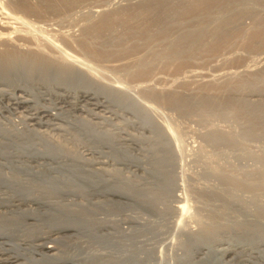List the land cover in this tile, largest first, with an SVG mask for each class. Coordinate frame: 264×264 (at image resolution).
<instances>
[{"label": "rangeland", "instance_id": "374dc122", "mask_svg": "<svg viewBox=\"0 0 264 264\" xmlns=\"http://www.w3.org/2000/svg\"><path fill=\"white\" fill-rule=\"evenodd\" d=\"M13 1L15 2V4H17L20 7L16 6L14 3L12 4L11 0H0V33H1L0 34V52L8 51L12 47H14L16 49H20V51L21 50L25 51L26 48H29V47L35 48V46L36 47L38 46V48H40L37 51L38 54L39 53L41 55L44 54V56L45 55L46 56L51 55L50 57L53 58L52 60H54V59L56 60V58H57L58 63L62 62L61 65H65V64L69 65V63H70L69 60L70 61L72 60L70 64H72V66H74V67L76 66L77 68H80L81 70L83 68V70L87 71V69H85V68H87L88 66H91L93 68L94 73L93 74H91V72H88V73H90V75L95 78L96 83L100 82V84H105V85L109 84V86L111 87V85H112L113 88H115V86H116L115 89H118L120 87L119 89H121V90H122V88H123V90H125V89H130L131 91L133 89L136 90V91H134V90L132 91L134 94H136V96L135 95H133V96L137 97V95H139L142 98H140L138 96V98H140L139 101L136 102L135 100H138L136 98L135 99L133 98V101H135L138 105L140 103L143 104V106L146 105L147 106L146 109H148L147 111L150 110L149 112H151V110H152V112H151V113H153L151 116L152 121L158 122L157 128L159 129V131H160V127L162 126V128H164L165 132L163 130H161L164 132V136H163V132L160 131L162 134L161 135L160 133H158L159 131H158V129H156L155 123L147 122L146 119H144V117L141 116L142 114H138L135 111H134L135 112L134 113L132 111L133 110L132 107L129 106L131 103L130 98L126 99V100H129L128 101L129 103H127V101H126V104H125V102L124 103L122 102L123 99L116 100L117 98H114L115 100H113L112 99L113 96H112V98H110L111 95L109 92L108 93L110 95V97H109L110 100H108L109 98L106 99L107 98L105 96L106 94L101 93V92H104L105 89L101 90V88L98 87L101 90L100 91L97 88V86L95 87L92 85H87L86 83H83L81 81H75L73 83H70V82H68V79L63 78L64 80H60V81H57V80H50L49 81L47 79H45L46 80L45 81L43 79L42 80L43 82H42V81L38 80L37 78L32 77L31 80H33V82L35 81L33 83V85L36 88L32 85L30 87V89L34 90L33 91L34 93L37 92V87H40L36 84H39L40 82L43 83L44 85L49 84L50 86H55V87L59 85L60 87L62 86L61 87L62 89L68 90L70 92L83 90V88L84 89L87 88L86 90L89 92H92V93L93 92L96 93V90H98L97 93H99V92L101 93L100 99L106 102V106H108L109 109L111 108L110 111L113 112V114H112V116L109 114H107L108 116L106 114H104L103 116H105V117L101 116V118L98 117V119H97V118H94L93 112H95V111H92L93 107H91L89 104H84V105L81 104L80 107H82V108L80 110H77V111L72 110L71 108L62 105L63 106L61 109L62 111L61 110H55L57 113H58V111H60L57 115V118H55V119H51V118L45 119L44 118V121L46 120L47 121L46 123H48V124L42 125V127H41V126H38V124H33L32 122L26 121L24 119L27 115L26 113L17 112L18 110H14L12 108L13 105H9L11 103V101L8 98H6V97L2 98V96H0V132H2V136L0 133V140H1L0 142L6 146V149H8L10 151V152L8 151V153L5 154L8 158L3 154L1 155L2 157L0 156V162L2 161L0 163V170L3 169L0 172V181H2V182H0V185H1L0 186V220H1L0 225H2V223H4V222L5 223L10 222V225L6 224L5 227L10 228L12 226L11 228H14V229L16 227L17 228L19 227V229H25L26 228L25 233L27 232L29 234L30 232H32L29 234V235H31V234H35L37 232V230H38L37 227H39L38 224L39 225L41 224V227L44 228V229L42 228L43 231H45V229H46L45 225L48 226V224H50L52 222V220L48 219V217L51 218L49 215H52V216L55 215L57 217V216L61 215L60 212H64V213L70 212L72 214V216L76 215L78 218H80V220H86V218H87V224H84L83 226L80 227V229H79L80 232L78 231L79 233H75L74 235H71V234H73L74 231L73 232L72 231L67 232L68 234L64 235L62 241H60V243L57 244L58 245L57 247L60 250H62V252L64 254L67 253V255L69 254V256H72V254H73L74 257L76 255V258H81L79 260L80 264H113V263H115L113 261H115L117 259L116 257H118V255L125 257V259H128L130 262H131V259L133 260L134 257L136 256L135 259L139 260V261H137V264H139V263L140 264L141 263L142 264H193L196 262L203 261L204 257L208 254H209V258H211V260H213V259H215V260L218 259V261H220V259L222 260V257H220V256H222V251L231 249V246H232L231 243H235V242H237V240L241 241L240 243L242 245H245L247 243L251 244V245H248V244L246 245L247 247L249 246V248H251L250 246H253L254 243L256 242V240H254L252 243L251 242L249 243V241L247 239L243 238V236H242L243 235V228L241 226H239L240 222H238V221H241V220L243 222L247 221V219H248L247 217H250L249 219H251L252 216L249 215L246 217L245 216L246 214H245L244 216L246 218H243L244 217L242 215L243 208H241L240 206L234 205V210H233V208H232L233 205H232L231 207L229 206L230 207L229 212L231 211L230 212V214H231L233 211L232 217H234V216L235 217L232 218L231 215H229L230 216V222L229 221L226 222V220H225L224 223L222 224L223 226L220 225L222 227H219V224L216 227L217 224L215 225L213 223H211L210 225L209 224L207 225V223H209L211 221L210 218L212 219V217L210 216V213L212 214L215 210V207L218 208V206H220V204H219V201L217 199L212 200L211 198H208V197H199L201 195L198 194L199 193L198 191L201 189L200 193H202L204 190L210 191V189H211V191H213L215 188L217 190H220L221 188H223V185L218 180L219 177H215L214 176L215 174L214 175L210 174V176L208 175V173L211 172L214 168L221 169L225 172L231 171L234 174H238L237 176L239 178H242L243 172L245 174L246 171L248 173L249 172L250 173L251 172L256 173L257 171L261 170V169L258 170V168H262V170H264V168H263V166H264V153H263L264 152V139H263L264 138V136H263L264 135V132H263L264 126L263 125L264 124L261 123L262 121L264 123V118H263L264 117L263 116L264 115V111H263L264 110V81L261 79V76L264 75V33L261 35L262 36L261 39H259L257 41L253 39V36H252L253 34L252 35L250 34L253 28H255L256 31H260V30L262 31V29L264 30V1L258 0V3H256L258 5L255 4V9H253L254 6L250 5V6H247V8L246 7H244V8H242V7L238 8L237 7L238 9L235 8V10L232 9L229 12L227 11L226 13H224V12L220 13V15L218 14V17L220 16L222 19H216V21H215V19L213 20L211 18L208 19L206 17L205 18L203 17L204 21H205V22H203L201 17H197V20L195 19L196 21L188 19L189 22H187L188 23L187 24L186 20H185V21H183V24H181L180 26H177V25L172 26L173 28H175L173 30L174 32L172 31L173 28L169 27V24L172 23V21L174 19L190 17L194 13L189 12L186 14H181L179 17L178 16L175 18L171 17L166 22H161L158 19H155L154 18L155 16H154V17H152V20L150 21V24L152 25L151 30L156 25V27L153 29V35H152L153 37H151V36L149 37L148 34L146 33V30L148 31L149 29L146 26V21L142 20L140 17H138L137 20L133 19L134 21L130 20L132 18H129V20H128L126 17H123L124 19H123V23L121 22V25L119 23L120 21L117 20L120 18L116 17L115 22H114L115 23L114 27L115 26L116 27H115V29L113 27V29L115 31L112 29V31H110L109 34L108 33L105 34L106 36L100 35V33L96 32L94 29L95 26L97 25L96 23H98V21H96V20L100 19L98 12H95V14L93 13L95 6H97L98 4L102 5V7L109 5V6H107V9H104V8H106V7H104L103 8L104 10H102V11L106 10L109 12V10H114V9L123 7L124 6L123 4L127 5L130 2H131L130 4H132L133 2L135 3V0H122V1L119 0L120 2L118 0H73L72 6L74 8L71 7V5L69 4L70 6L69 7L67 6V9H65V6L63 4H65V5L68 4L70 0H59L60 2H62V4L59 5L60 7L59 6H53L54 2H55L54 5H56L57 0H55V1L54 0H43V3H40L41 1L39 3H37V0H27V1L24 0L25 3H27V4L30 3L33 5V4L37 3L38 6L41 4V6H39L40 8L38 6H35L37 9L31 5L28 6V8L26 6H23L21 4L20 0H13ZM103 1H105V2H103ZM106 1L109 3H107ZM137 1L138 0H136V2ZM226 1H227V3H229V6H232L234 4V2L232 0H229V1L226 0ZM174 2L177 3L175 0L171 3L175 4ZM9 3H10V5L12 4L11 5L12 7L9 5ZM48 3H52V4H48ZM57 3H58V1H57ZM45 4L49 5V6H44ZM8 5L10 6V8L8 7ZM21 5H22L23 9H25L26 11L21 8ZM51 5L54 7V9H52ZM78 5H79V7H78ZM13 6H14L15 10L13 9ZM80 6H82V7H80ZM16 7L18 8L17 9L18 11L16 10ZM227 7H224V8H227ZM249 7H251V8H249ZM31 8L34 10L32 11ZM68 9L73 10V11H70V10L67 11ZM53 10H56V11H53ZM65 10H66L67 14L65 13ZM92 10H93V12L91 13ZM221 10H223V9H221ZM221 10H219V11H221ZM62 11H64V12H62ZM17 12L22 13L23 15L25 12L24 16L21 14L22 19H24V21L21 20L17 16ZM57 12H59V13H57ZM26 13H27V15H26ZM39 13H40V15H39ZM61 13H62V15H61ZM69 13H70L71 17L68 16ZM102 13H104V12H102ZM89 14H90V16H89ZM18 15H20V14H18ZM79 15H81V16H79ZM64 16H66V18ZM62 17H64V18H62ZM87 18L90 20H88ZM200 18H201V20H200ZM246 18H248V19H246ZM59 19H61V21H59ZM62 19H64V21H62ZM209 20H210L211 24H210ZM224 20L230 21V23H228L227 26H225V28L227 27V30H225V28H223L224 25L222 27L221 22ZM206 21H207V23H206ZM44 22L45 23L47 22V23L45 24ZM142 22L143 23L145 22V23L143 24ZM147 22H148V20H147ZM156 22H157V24H155ZM199 23H201V24H199ZM203 23H205L206 26ZM189 24H194V25L196 24L197 28H201V29H203V26H204L203 32L200 33L201 36H199L200 34L195 35V36H193V35L190 36L189 34H182L181 32L184 31V28ZM207 24H209V26H207ZM218 24H221V25H218ZM118 25L120 27H118ZM124 25L127 28L124 27ZM128 25H129V27H128ZM133 25H135L134 28H133ZM139 25H140V28H138ZM91 26L94 28H92ZM39 27H40V29H43V31L48 33V35H47V33H46V35H44L45 37H48L47 39H45V37H42L38 33L40 31ZM129 28H133V29L130 30ZM178 29H179V31L182 29L179 32V34H178ZM93 30H94V32H93ZM133 30L134 31L136 30V32H138V30H141V32H139L138 34H135ZM151 30H150L149 34H152ZM162 30H164V33L166 35L163 33ZM221 30H223V31H221ZM226 31H227V35L225 34ZM52 32L55 33L56 35L53 34ZM132 32H133V35H132ZM159 32H161V34ZM93 33L96 36L93 35ZM154 33H156V36L154 35ZM214 33L218 34V36ZM137 35H138L139 40H140L139 43H137L138 42V40H137L138 37H136ZM163 35H164V37H163ZM100 36H101V38H100ZM129 36H131V38ZM145 36L149 37V38H147V41L149 40V43L145 41L146 40ZM224 36H226V37L224 39H222ZM49 38L51 39V41L53 40L54 43L52 42V44H51L50 43L51 41L46 42ZM96 39H97V42H96ZM142 39H143V42H142ZM161 39L164 40V42L160 41ZM187 39H188V41H187ZM81 41H83L84 43ZM125 41H126V43H125ZM144 41L148 44V46H146L147 44L143 45V43H145ZM166 41L168 42L167 44H166ZM189 41H191V44L189 45L188 49H184L181 51L178 50L182 45L186 44ZM140 42H142V43H140ZM153 42H157V43L154 44ZM80 44H82L81 46L83 47V49L80 46ZM87 44H89L90 47L92 46V44H93V46L90 48L89 46H85ZM164 44H166V45H164ZM175 44L176 45L180 44V45L176 46ZM150 45L155 47V49L153 47H151ZM84 46H85L86 50L84 49ZM109 46H111V47H109ZM112 46H113V48H112ZM115 46L117 47V50H116ZM57 47H59V48L56 49ZM158 47H159L160 51H159ZM196 47H197V49H195ZM150 48L151 49L153 48V50L150 51ZM95 49H97V50H95ZM102 49L105 51H103ZM112 49L113 50L115 49V50L113 51ZM118 49H120V50H118ZM162 49H163V51H165V49H166V52H163ZM174 49L176 52L174 51ZM33 50L34 49H32L31 51H33ZM84 50H85L86 54L84 52H82ZM99 50H102L104 53H107V52L108 53H110V52L117 53V51H118V53L117 54H111L109 57L105 58L106 59L105 60L104 58H98V56H93L92 52L93 53L99 52ZM102 51H101V54H103ZM161 51H162V53H160ZM170 51H173L172 52L173 54L167 53ZM58 52L60 54H58ZM151 52H152V54H151ZM153 52H154V54H153ZM48 53L49 54L51 53V54L48 55ZM65 53H66V57H65ZM88 53H90V54H88ZM262 53H263V55H262ZM149 54H151V55H149ZM166 54H168L167 57H165ZM88 55H90V56H88ZM169 55H171V56H169ZM54 56H55V58H54ZM61 56H62V58H61ZM87 56L89 58H87ZM155 57H156V59H154ZM246 61H247V63H246ZM135 62H137V63H135ZM149 62H150V64H149ZM135 64H139V65L134 66ZM130 66L131 67L134 66V67L131 68ZM246 67H247V69H246ZM240 68L242 69V71ZM190 70H192V71H190ZM194 71H195V73H194ZM181 72H183V73H181ZM209 72H211V73H209ZM127 73H129V75ZM193 73H194V76L191 75ZM220 73H221V75H220ZM222 73H224V74H222ZM225 74H227V75L229 74V75L227 76ZM232 74H233V76H232ZM222 75H224L225 77ZM214 76H216V77H214ZM218 76H220V77H218ZM226 76H227V78L229 77V79H227ZM249 76H252L253 78L249 77ZM96 78H97V80H96ZM186 78H187V80H186ZM221 78H222V80H221ZM249 78H250V81L248 80ZM98 79H100V80H98ZM172 80H174V81H172ZM238 80H240L239 84L240 83L244 84L243 82H245L246 86L243 87L244 89L243 88H241L240 90L234 89L237 86H239V84L237 83ZM252 80L254 83H253V85L249 86V84L252 83ZM38 81H40V82H38ZM246 81L248 82V84ZM138 82H140V83H138ZM149 82H150V84H149ZM235 82L238 85H236ZM137 83L139 84V86ZM144 83H145V85H147V87H145ZM227 83L230 84V87H229V84H227ZM128 84H130L131 88ZM83 85H84V87H83ZM132 85H134L135 87L134 86L132 87ZM26 86H28V85H26ZM159 86L162 89L159 88ZM232 87H233V89H232ZM12 88H13V84L12 85L7 84V85H1L0 86V89H4L8 92H11ZM144 88L146 90L153 91L151 93H154V94H151V95L148 94L149 95L148 96ZM57 91L60 93L62 92V90H57ZM169 93L179 95L182 98L186 97L190 101L189 103H187L189 105V107L188 106H186V107L185 106L184 107L179 106L178 107L177 105L170 102V100L169 101H167V99L164 100V97H167ZM208 95H209V97H211V95L215 98L220 97V99L225 100V101L228 99L227 101L233 102L235 107L240 106L239 103H237V101L242 100L243 102L248 103L251 107H248L249 108L248 109L245 106H244V108H242L240 106L242 109L240 108V109L233 110V111H231L232 108H228L227 106L224 107L225 109L223 108V106H222V109H220L221 106H219V107L217 106V107H214L212 109H207V110L204 108L202 109V107L199 104H196V101H197V99H199L201 97H205V96L207 97ZM189 96H190V98H189ZM190 99H192L193 102ZM140 100L141 101L143 100V103ZM123 101H125V100H123ZM131 101H132V99H131ZM43 102L44 101L41 100L40 104L47 105L46 103H43ZM236 103L238 104V106ZM127 104H128V106H127ZM255 106H257V107L255 108ZM259 106H260V108H258ZM9 107H11L12 109ZM215 108L217 110H215ZM261 108H262L263 113H261V112L259 113V110H261ZM226 109L228 110L227 112H226ZM244 109L245 110L248 109L247 110L248 112L245 111ZM208 110L210 112H208ZM211 110H214V111H211ZM253 110L255 112H253ZM55 111H53V112L55 113ZM221 112H222V114H221ZM245 112H247L248 114ZM238 114H239V116H238ZM252 114L255 117L252 118V116H251ZM248 115L251 116V117L249 116L250 119H246V118H248ZM59 116H61V117H59ZM234 116L236 118H239V120H237ZM256 116H257V118H256ZM258 116H259V118L262 117L263 119L260 118L261 119V121H260ZM229 117L231 120L229 119ZM242 118H243V120H242ZM215 120H217V121H215ZM243 121L246 124L243 125V123H242ZM257 121L258 122L260 121V124ZM75 123H76L75 126H77L78 129L74 126ZM30 124H32V125H30ZM84 124L88 125V126L86 125V127H87L86 130L85 131L79 130V128L81 129L80 126H82V125L84 126ZM159 124L161 126H159ZM249 124L252 126V129H249ZM27 125H28V127H27ZM55 125H57L56 126L57 128H55ZM58 126H59V128H58ZM245 126L248 129L245 128ZM251 126H250V128H251ZM254 126L256 127V129ZM258 126H260V127L262 126L263 129H262V127L260 128ZM26 128H27V130H25ZM28 128H30V129H28ZM90 128H92L95 132L98 133L99 137L97 136L98 137L97 140L88 136L87 133L90 130ZM213 129H216V130L220 129L219 131H223L224 134H226V135L228 134L232 138L234 137L232 140H234V139H236V140H234V143L232 145H228V144L224 145L223 143L221 144L222 146L218 145V144H211L208 141V138L206 135L210 131H213ZM246 129H247V131H245ZM261 129H262V131H261ZM30 130H32V131L30 132ZM78 130L80 131V133H78L79 132ZM256 130L257 131L260 130V132L259 131L258 132L262 133V134H259V135H261V137L258 135ZM11 131H12V134H11ZM33 131L39 132L41 135H44V138H47L48 141H52L51 142L52 144H54L55 146L57 144L58 148L61 149V147H62L61 150L65 149L64 152L66 153L65 155L67 157L58 155V157H57L58 159L54 158L52 160L53 162L49 161V159L51 160L50 157L43 158L42 162L46 163V166L44 163L41 162L42 159H40V161L38 160L39 162H36V163L34 161H32L34 158H39V157H42L44 155V154H41V152H42L41 148L43 146V144H42L43 138H42V136L38 137L40 135L35 136L34 133H32ZM86 131H87V133H84ZM244 131L247 133V135H245ZM250 131H252L251 134H253V135H250V137H249L248 134H250ZM253 131H255L257 136ZM15 132H17V133H15ZM166 132H167V134H166ZM3 133L5 134L4 136H3ZM171 133H172V135L175 133L176 137L174 139L175 143H171V141H173L172 140L173 137H172V139L170 141L171 145H169L170 143L168 140H170L169 138H171L170 136H172ZM6 134H7V136H6ZM84 134H86V136ZM165 134L169 135L167 137V140H165L166 139ZM27 135H29V136H27ZM80 135H82V136H80ZM12 136L14 137V139ZM30 136H32L33 139ZM17 137L19 139H17ZM10 138H12L13 140L11 139L12 140L11 141ZM22 138H24L26 140L24 141V139H22ZM29 139H30V141H29ZM31 139L33 140V143H31L32 142ZM4 140H6L8 144H6V142H4ZM8 140L11 141V143H9ZM14 140H16L17 142ZM161 140L162 141L165 140V142L161 143ZM22 142H24V143H22ZM105 142L106 143L108 142L107 143L108 145H105L106 144ZM28 143H29V145H27ZM85 143H86V145H85ZM100 143H102V144H100ZM109 143H110V145H109ZM165 143L168 145V147ZM10 144L12 145V147L10 146ZM89 144L91 145V147ZM173 144H174V147H171V146H173ZM244 144H246V145H244ZM19 145H20V147H19ZM58 145H60V147ZM113 145H115V147ZM27 146H29L30 148L29 147L27 148ZM169 146L172 148L171 149L172 150L171 156H172V158L174 157L175 159L174 158L170 159L168 157V159H164L165 160L164 161L162 158H167V157H165V156L163 157V154L166 153L165 151L167 148H170ZM203 146H205V147H203ZM21 148L22 149L25 148L24 151ZM26 148L28 149V151H25V150H27ZM31 148H33V149H31ZM34 148H37L41 152H38ZM85 148L90 149L93 152H90V150H86ZM112 148L113 149L115 148L114 150L116 152ZM116 148H118V149H116ZM173 148H175V150ZM221 148L223 150H226V151L221 150ZM29 149H31V150H29ZM17 150H18V152H17ZM111 150H113V151H111ZM246 150H247V152H246ZM19 151L20 152L23 151L21 153L26 152V155L25 154H23V155L19 154L20 153ZM35 151H36V153H34ZM28 152H30L32 155ZM173 152H174V154H173ZM9 153H11L12 155ZM37 153H39V154H37ZM78 153H79V155L77 156ZM14 155H15V157H14ZM17 155H19L18 156L19 158L17 157ZM36 155H39V156L36 157ZM223 155H224V157H223ZM44 156H47V155H44ZM3 157H6V158H3ZM26 157H28V158L26 159ZM70 157H72V158H70ZM160 157H162V158H160ZM14 158L17 159L18 162ZM116 158H118V159H116ZM7 159L8 160L10 159L9 161L11 164L9 163V161ZM46 159H47V162H45ZM6 160H7V162H6ZM12 160L14 162H11ZM25 160H26V164L24 162ZM56 160L58 162H55ZM61 160H63V162H61ZM71 160H73V161H71ZM81 160L83 163H81ZM160 160H162L163 163H158V162H160ZM169 160H170V162H169ZM19 161L22 164L19 163ZM27 162H29V164ZM49 162L53 165L52 167H51V164H49ZM86 162H88V163H86ZM100 162H104V163L106 162L107 164L102 165V164H99ZM165 162L168 163L169 166H167L168 164H166ZM2 163H4V165H6L7 167H5V166L3 167V165H1ZM15 163H17L18 165L21 164V166L19 165V167H17L18 165ZM57 163L59 165L63 164V165H61L62 169H61V167H59V168L57 167L58 166ZM159 164H161L162 167L159 166ZM163 164H165V165H163ZM27 165H29V167L26 168ZM37 165H39V166L41 165V167H39ZM156 165L159 167H157ZM9 166L11 169H9ZM13 166L16 167L17 169L14 168ZM22 166L24 167L25 170L28 169L29 171H27V170L25 171L22 168ZM33 166H34V170H33ZM54 166H56V167H54ZM156 167H157V169H156ZM38 168L40 169V171ZM227 168H229V169H227ZM95 169H97V170H95ZM9 170H11V171H9ZM15 170L18 172H16ZM181 170H183V171L181 172ZM208 170H209V172H208ZM12 171H13V174H12ZM20 171H21V173H20ZM84 171H85V173H84ZM4 172H6V173H4ZM43 172H46V174L44 175ZM35 173H36V177H35ZM94 173L96 175H94ZM7 174H8V176H7ZM15 174L17 176L16 178L14 177ZM3 175L5 176V179L9 178L8 182L17 181V182H15V186L13 184V188L11 187L12 185H7L5 182H3V181H7V179L5 180L3 178L4 177ZM64 175L70 180V182L68 180V183H67V179H65L66 177ZM55 176H57V177H55ZM60 176L65 177V178L63 179ZM164 176L167 178H165ZM169 176H172V178ZM40 177L42 179H44V177L45 178L53 177V178L57 179V183L54 184L57 187L58 186L59 187L64 186L63 184H66L69 187H70V185L71 186L73 185L72 187H75L77 189V190L74 189L75 192L76 191L78 192L79 188L81 189L80 190L81 192L79 191L76 195H75L74 190L69 192V190H67V189L66 190L64 189V191L61 190L58 193L57 192L46 193L45 189H43L44 190V192H43V190H41V187L40 188L37 187V185L41 186L42 185L41 183L46 185V183L44 181L40 182V180H41ZM59 177L63 180V184H62V181H59V180H61ZM173 177L175 180H173ZM210 177H212V178H210ZM164 178L166 181H164ZM187 178H188V180H187ZM194 178H196V179H194ZM215 178H217V179H215ZM31 179L32 180L40 179V180H38L36 183V182H31ZM72 179L74 180L73 183L71 182ZM21 180H24L22 182L25 186L24 185L22 186V182H21V184H18V181L20 182ZM28 180H29V182H25ZM64 180H65V182H64ZM161 180H163L164 183ZM167 180L168 181L170 180V181L167 182ZM213 180L214 181L217 180V181L213 182ZM38 182H40V183H38ZM29 183L30 184L32 183L31 184L32 186L30 188H28V186H30ZM76 183L78 185H76ZM214 183L216 185H217V183H219L220 184L219 188ZM115 184H116V186L117 185L120 186L122 184L121 186L122 187L124 186L125 190H126V187L128 186L129 188H127V191L129 192L130 190H132L130 193H133V194L129 195L128 199L115 197V199H117V200H115V199L107 196L108 198H107V200H105L106 197L104 195L106 193H102L101 191L106 190V189L107 190L117 189V187H115ZM201 184H202V186H201ZM210 184L212 186L214 185L213 188H211L212 186L210 187ZM19 185H20V187H19ZM34 185H36V186H34ZM207 186H209V187L206 189ZM6 187H8L9 191L7 190ZM21 187H22V189H21ZM195 187H196L195 191H197V189H198V191H197L198 193L194 192ZM31 188H34V190H32ZM203 188H204V190H202ZM13 189L17 190V192L16 191L12 192ZM20 189H21V191H20ZM37 189H39V191L41 190L42 192L36 191ZM28 190H30V191H28ZM58 190H59V188H58ZM85 190H89L90 192L85 191ZM34 191H35V193H34ZM257 191H258V192H256L257 195H259V194L261 195V193L264 194V188H263V190L257 189ZM3 193L6 194V196L9 195V198L6 196L3 197L4 196ZM14 193H16V194H14ZM27 193H29V194H27ZM40 193H41V195H40ZM134 193L136 194V196ZM11 194H14L15 196L14 195L12 196ZM20 194H21V196H20ZM33 194H34V197H39V198L42 197V199L40 198V200H39L42 203L41 204H30L28 206L21 205L20 208H22L24 210L25 209H27V210L32 209V211L35 210V211H38L40 213L41 212L44 213L46 211L47 213L45 212L43 214V218H42V216H40L42 220L39 217L40 213H37L34 211L36 213V215L34 214L33 217L38 218V220H37L38 222L37 221L35 222L31 218L27 219L25 216H22L19 213H17V210L14 207L9 206L10 205L9 203L15 204V202H16V201H14L15 199H18L20 197L22 198L23 196H28L30 198L33 196ZM44 194H46V195H44ZM78 194H79V196H77ZM248 194L245 193L242 195L243 197H245V195H247V197H245V198H243L241 196L243 198L242 202L245 199H246V201H244L245 203L247 202V199L249 200ZM257 195H254V196L257 199L259 197L263 198L260 201L264 202V196L259 195V197H258ZM10 197H12V199ZM13 197H15V199ZM1 198L2 199L4 198V201ZM109 199H110V201H109ZM11 200H13V201H11ZM102 201H104L103 203H105V204H103ZM111 201H112V203H111ZM115 201H117V202L121 201V202H119V203L116 202V204H115ZM203 201H205V202H203ZM206 201L211 202L213 205L211 203L208 204V202H206ZM46 203L48 204V206L45 205ZM206 203H207V205H206ZM215 203L218 206L214 205ZM245 203H244V205H245L244 209L248 210L250 213L253 212L254 207L251 206L250 203H246V204ZM118 204H119V206H118ZM121 204L123 205L122 207L120 206ZM62 205L65 206V208ZM95 205H98V207ZM153 205H154V207H153ZM201 205L202 206L206 205V207L204 206L202 208ZM208 205H210L209 207L211 209L208 207ZM55 206L57 208H55ZM59 207H63V208H59ZM85 207H88V208H86L87 211H86ZM246 207L247 208L249 207V208L246 209ZM110 208H112V209H110ZM208 209H210L211 211ZM59 210H61V211L59 212ZM13 211H15L14 213H16V215H9V214H14ZM196 212H199V213H196ZM82 214H84V215L82 216ZM233 214H234V216H233ZM45 215L48 217H46ZM196 216H197V218H196ZM206 217H207V219H206ZM208 217H209V219H208ZM238 217H240L239 218L240 220L238 219ZM25 218H26V220H24ZM15 219H16V221H15ZM21 219L23 221H21ZM233 219H234V221L236 219L237 220L234 222ZM134 220H135V222H132ZM11 221L12 222L14 221V223H12ZM15 222H16V224H15ZM42 223L45 224L44 225L45 227L42 226ZM140 223H141V225H140ZM143 223L145 224V227L142 226ZM151 225H152V227H150ZM212 225H214V226H212ZM211 226H212V228H211ZM142 227H143V229H142ZM239 235H241V237ZM106 236H107V239H105ZM241 238H243V240H245V242ZM250 238H256L257 239V237H255V236H252ZM108 239H110V240H108ZM235 239H237V240H235ZM146 241H148V242H146ZM202 244H203V246H206V248H203L200 251V253L198 254L196 251V248H197L196 245L202 246ZM71 246H72V248H71ZM260 248H263V247L261 246ZM121 250H123V251H121ZM82 259H85V261H83ZM243 259H245V258H243Z\"/></svg>", "mask_w": 264, "mask_h": 264}, {"label": "bare ground", "instance_id": "6f19581e", "mask_svg": "<svg viewBox=\"0 0 264 264\" xmlns=\"http://www.w3.org/2000/svg\"><path fill=\"white\" fill-rule=\"evenodd\" d=\"M12 1V4L14 3L15 4V2L13 1V0H11ZM21 1V4L23 5V6H26L27 8H28V6H38L37 5V3H39L40 1V3H43V0H37V3L36 4H27V3H25V1L24 0H20ZM27 1V0H26ZM55 1V0H54ZM57 1H58V3H57ZM56 1V5H54L55 4V2H54V4H53V6H59V5H61L62 4V2H60L59 0H57ZM119 1V0H118ZM122 1V0H121ZM174 0H138L137 2H136V0H135V3L133 2L132 4H127V5H125V4H123L124 6L123 7H121V8H117V9H114V10H109V12L108 11H102V10H104V9H107V6H109V5H106V6H104V7H106V8H104V7H102V5H97V6H95V8H94V12H93V10L91 11V13L93 12L94 14H95V12H98V14H99V16H100V19L99 20H96V21H98V23H96L97 25L95 26V28L94 27H92V28H94L95 29V31L96 32H98V33H100V35H104V36H106L105 34H109V32L110 31H112V29H113V27H114V25H115V18L117 17V18H120V19H117L118 21H120L119 23H120V25H121V22L123 23V17H126L128 20H129V18H132V19H130L131 21L133 20V19H136L137 20V18L138 17H140L142 20H144V21H146V26H147V28L149 29L148 31L146 30V33L148 34V36L150 37H153L152 35H153V29L156 27V25L155 24H157V22L154 24L155 26H154V28H152V30H151V27H152V25L150 24V21L152 20V17H154L155 19H158L159 21H161V22H166V21H168V19H170L171 17H179L181 14H186V13H189V12H191V13H194L192 16H190V17H186V18H177V19H174L173 21H172V23H170L169 24V27L170 28H173L172 26H174V25H177V26H180L181 24H183V21H185L186 20V23L187 22H189V20H197V17H201L202 18V20H203V22H205L204 21V18L206 17V18H208V19H215V21H216V19H222L220 16L218 17V14L220 15V13H226L227 11L229 12V11H231L232 9H234L235 10V8H239V7H242V8H244V7H246L247 8V6H250V5H252V6H254V8L253 9H255V4L256 3H258V0H232L233 2H234V4L232 5V6H229V3H227V1L226 0H175L177 3H175V4H173V3H171V2H173ZM229 1V0H228ZM264 1V0H263ZM262 1V2H263ZM60 2V3H59ZM72 2H73V0H70L69 1V3L68 4H63L64 6H65V9H67V6L69 7L70 5H71V7H73L72 6ZM82 2V1H81ZM80 2V3H81ZM103 2H105V1H103ZM107 2V1H106ZM120 2V1H119ZM17 3V2H16ZM45 3V2H44ZM65 3V2H64ZM76 3V2H75ZM78 3V2H77ZM99 3V2H98ZM101 3V2H100ZM107 3H109V2H107ZM106 3V4H107ZM232 3V2H231ZM11 4V5H12ZM48 4H52V3H48ZM70 4V5H69ZM82 4V3H81ZM118 4V3H117ZM121 4V3H120ZM9 5H10V3H9ZM8 5V7L10 8V6ZM16 6H18L17 4H15ZM22 5H21V8L23 9V7H22ZM62 5V6H63ZM77 5V4H76ZM119 5V4H118ZM256 5H258V4H256ZM39 6H41V4L39 5ZM38 6V7H39ZM44 6H49V5H44ZM52 6V5H51ZM52 6V9H54V7ZM228 6V7H227ZM12 7V6H11ZM18 7H20V6H18ZM60 7V6H59ZM78 7H79V5H78ZM80 7H82V6H80ZM116 7V6H115ZM224 7H227V8H224ZM258 7V6H257ZM256 7V8H257ZM36 8V7H35ZM40 8V7H39ZM64 8V7H63ZM74 8V7H73ZM72 8V9H73ZM104 8V9H103ZM237 8V9H238ZM249 8H251V7H249ZM13 9L15 10V8H14V6H13ZM18 8L16 7V10H17ZM20 9V8H19ZM37 9V8H36ZM35 9V10H36ZM57 9V8H56ZM62 9V8H61ZM71 9V8H70ZM70 9H68L67 11H69ZM79 9V8H78ZM77 9V10H78ZM221 9H223V10H221ZM236 9V10H237ZM12 10V9H11ZM13 10V11H14ZM23 10H25V9H23ZM29 10V9H28ZM27 10V11H28ZM31 10L33 11L34 9H32L31 8ZM44 10V9H43ZM58 10V9H57ZM214 10V11H213ZM216 10V11H215ZM219 10H221V11H219ZM18 11V10H17ZM22 11V10H21ZM26 11V10H25ZM31 11V12H32ZM38 11V10H37ZM48 11V10H47ZM53 11H56V10H53ZM70 11H73V10H70ZM76 11V10H75ZM89 11V10H88ZM30 12V13H31ZM36 12V11H35ZM34 12V13H35ZM41 12V11H40ZM62 12H64V11H62ZM102 12H104V13H102ZM33 13V12H32ZM37 13V12H36ZM57 13H59V12H57ZM65 13H66V10H65ZM64 13V14H65ZM73 13V12H72ZM79 13V12H78ZM102 13V14H101ZM231 13V12H230ZM18 14H22V13H18L17 12V16L21 19V20H23L24 21V19H22V15L20 16V15H18ZM29 14V13H28ZM67 14V13H66ZM253 14V13H252ZM24 15H25V12H24ZM23 15V16H24ZM26 15H27V13H26ZM33 15V14H32ZM37 15V14H36ZM39 15H40V13H39ZM57 15V14H56ZM60 15V14H59ZM61 15H62V13H61ZM93 15V14H92ZM225 15V14H224ZM29 16V15H28ZM58 16V15H57ZM67 16V15H66ZM66 16H64L65 18H66ZM68 16H70V13L68 14ZM67 16V17H68ZM73 16V15H72ZM76 16V15H75ZM79 16H81V15H79ZM89 16H90V14H89ZM223 16V15H222ZM26 17V16H25ZM42 17V16H41ZM56 17V16H55ZM60 17V16H59ZM64 17H62V18H64ZM71 17V16H70ZM183 17V16H182ZM204 17V18H203ZM27 18V17H26ZM39 18V17H38ZM77 18V17H76ZM201 18H200V20H201ZM36 19V18H35ZM46 19V18H45ZM58 19V18H57ZM88 19V18H87ZM122 19V20H121ZM189 19V20H188ZM207 19V20H208ZM235 19V18H234ZM246 19H248V18H246ZM44 20V19H43ZM50 20V19H49ZM67 20V19H66ZM88 20H90V19H88ZM147 20H148V22H147ZM195 20V21H196ZM206 20V19H205ZM58 21V20H57ZM59 21H61V19H59ZM58 21V22H59ZM62 21H64V19H62ZM81 21V20H80ZM87 21V20H86ZM134 21V20H133ZM229 21V20H228ZM227 20H224V21H222L221 23H222V27H223V25H224V27L223 28H225V26H227V24L228 23H230V21L228 22ZM43 22V21H42ZM51 22V21H50ZM73 22V21H72ZM84 22V21H83ZM95 22V21H94ZM117 22V21H116ZM128 22V21H127ZM153 22V21H152ZM151 22V23H152ZM209 22H210V20H209ZM259 22V21H258ZM257 22V23H258ZM45 23V22H44ZM47 23V22H46ZM45 23V24H46ZM60 23V22H59ZM126 23V22H125ZM143 23V22H142ZM145 23V22H144ZM143 23V24H144ZM198 23V22H197ZM202 23V22H201ZM201 23H199V24H201ZM206 23H207V21H206ZM118 24V23H117ZM142 24V25H143ZM167 24V23H166ZM188 24V23H187ZM203 24H205V23H203ZM202 24V25H203ZM210 24H211V22H210ZM260 24V23H259ZM258 24V25H259ZM51 25V24H50ZM54 25V24H53ZM63 25V24H62ZM92 25V24H91ZM131 25V24H130ZM218 25H221V24H218ZM240 25V24H239ZM243 25V24H242ZM257 25V26H258ZM57 26V25H56ZM134 26L135 25H133V28H134ZM137 26V25H136ZM205 26H206V24H205ZM207 26H209V24H207ZM256 26V27H257ZM116 27V26H115ZM115 27H114V29H115ZM118 27H120L119 25H118ZM123 27V26H122ZM121 27V28H122ZM124 27H126L125 25H124ZM123 27V28H124ZM128 27H129V25H128ZM145 27V26H144ZM143 27V28H144ZM199 27V26H198ZM221 27V28H222ZM261 27V26H260ZM42 28V27H41ZM52 28V27H51ZM54 28V27H53ZM68 28V27H67ZM127 28V27H126ZM133 28H129L130 30H132ZM138 28H140V25H139V27ZM146 28V29H147ZM207 28V27H206ZM205 28V29H206ZM220 28V27H219ZM259 28V27H258ZM50 29V28H49ZM57 29V28H56ZM113 29V30H114ZM136 29V28H135ZM175 28H173L172 29V31L174 30ZM203 29H204V26H203ZM203 29H201V28H197V25L195 24H189V25H187L185 28H184V31H182L181 33L182 34H189L190 36L191 35H193V36H195V35H198V34H200V33H202L203 32ZM230 29V28H229ZM254 29V30H253ZM252 29V31H251V35L253 36V39L254 40H259V39H261V35L264 33V30L262 29V31L260 30V31H256L255 30V28H253ZM38 30V29H37ZM39 34L42 36V37H45L44 35H46V33L47 32H45V31H43V29H40V27H39ZM119 30V29H118ZM150 30L152 31V34H149V32H150ZM182 30V29H181ZM180 30V31H181ZM225 30H227V27L225 28ZM224 30V31H225ZM91 31V30H90ZM115 31V30H114ZM134 31V30H133ZM143 31V30H142ZM158 31V30H157ZM156 31V32H157ZM163 31V33H164V30H162ZM179 29H178V34H179ZM207 31V30H206ZM219 31V30H218ZM221 31H223V30H221ZM92 32V31H91ZM93 32H94V30H93ZM95 32V33H96ZM122 32V31H121ZM120 32V33H121ZM139 32H141V30H138V32H136V30L134 31V33L135 34H138ZM144 32V31H143ZM174 32V31H173ZM53 33V32H52ZM61 33V32H60ZM160 34H161V32H159ZM225 33V32H224ZM223 33V34H224ZM1 34V33H0ZM53 34H55V33H53ZM52 34V35H53ZM125 34V33H124ZM131 34V33H130ZM165 34V33H164ZM177 34V33H176ZM214 34H216V33H214ZM222 34V35H223ZM226 35H227V31H226V33H225ZM47 35H48V33H47ZM50 35V34H49ZM56 35V34H55ZM83 35V34H82ZM87 35V34H86ZM93 35H95L94 33H93ZM98 35V34H97ZM127 35V34H126ZM132 35H133V32H132ZM154 35L156 36V33H154ZM166 35V34H165ZM175 35V34H174ZM217 36H218V34H216ZM220 35V34H219ZM84 36V35H83ZM96 36V35H95ZM94 36V37H95ZM99 36V35H98ZM97 36V37H98ZM103 36V37H104ZM119 36V35H118ZM147 36V35H146ZM145 36V37H146ZM162 36V35H161ZM199 36H201V34L199 35ZM216 36V37H217ZM242 36V35H241ZM130 38H131V36H129ZM136 37H138V35L136 36ZM143 37V36H142ZM149 37H146V42H148L149 43V40L147 41V38H149ZM163 37H164V35H163ZM214 37V36H213ZM226 36H224L222 39H224ZM48 37H45V39H47ZM52 38V37H51ZM100 38H101V36H100ZM188 38V37H187ZM205 38V37H204ZM243 38V37H242ZM50 39V38H49ZM47 40L46 42H50L51 41V39L50 40ZM78 39V38H77ZM137 39V38H136ZM135 39V40H136ZM145 39V38H144ZM157 39V38H156ZM170 39V38H169ZM184 39V38H183ZM191 39V38H190ZM110 40V39H109ZM138 42L137 43H139V37H138ZM101 41V40H100ZM111 41V40H110ZM113 41V40H112ZM119 41V40H118ZM121 41V40H120ZM124 41V40H123ZM130 41V40H129ZM144 41V42H145ZM160 41H163L164 42V40H160ZM187 41H188V39H187ZM261 41V40H260ZM25 42V41H24ZM45 42V43H46ZM52 42H53V40L50 42L51 44H52ZM81 42H83V41H81ZM96 42H97V39H96ZM117 42V41H116ZM136 42V41H135ZM142 42H143V39H142ZM142 42H140V43H142ZM143 43V45L144 44H147V43ZM159 42V41H158ZM182 42V41H181ZM195 42V41H194ZM223 42V41H222ZM233 42V41H232ZM49 43V44H50ZM54 43V42H53ZM84 43V42H83ZM101 43V42H100ZM114 43V42H113ZM124 43V42H123ZM125 43H126V41H125ZM134 43V42H133ZM154 44L155 43H157V42H153ZM168 42L166 41V44H167ZM185 43V42H184ZM47 44V43H46ZM50 44V45H51ZM86 44V43H85ZM105 44V43H104ZM107 44V43H106ZM130 44V43H129ZM136 44V43H135ZM153 44V45H154ZM166 44H164V45H166ZM191 44V41H189V42H187L186 44H184V45H182L178 50H184V49H188L189 48V45ZM23 45V44H22ZM79 45V44H78ZM82 44H80V46H81ZM137 45V44H136ZM163 45V46H164ZM176 45V44H175ZM178 45H180V44H178ZM178 45H176V46H178ZM19 46V45H18ZM27 46V45H26ZM25 46V47H26ZM52 46V45H51ZM79 46V47H80ZM85 46H89V44H87V45H85ZM85 46H84V49H85ZM92 46H93V44H92ZM91 46V47H92ZM126 46V45H125ZM146 46H148V44L146 45ZM151 46V45H150ZM160 46V45H159ZM199 46V45H198ZM29 47V46H28ZM40 47V46H39ZM64 47V46H63ZM82 47V46H81ZM90 47V46H89ZM90 47V48H91ZM108 47V46H107ZM109 47H111V46H109ZM116 47V46H115ZM132 47V46H131ZM151 47H153V46H151ZM192 47V46H191ZM194 47V46H193ZM20 48V47H19ZM32 47H29V48H26V50L25 51H20V49H16V48H14V47H12V48H10L8 51H4V52H0V86L1 85H7V84H13V88H12V91L11 92H8V91H6V90H4V89H0V96H2V98L3 97H6V98H8L10 101H11V103L9 104V105H13L12 106V108L14 109V110H18L17 112H20V113H26L27 115H26V117L24 118L26 121H28V122H32L33 124H38V126H41L42 127V125H45V124H48V123H46L47 121L45 120L44 121V118L46 119V118H51V119H55V118H57V115H58V113L60 112V111H58V113L55 111V110H61L62 109V105H64V106H66V107H69V108H71L72 110H75V111H77V110H80L82 107H80L81 106V104H89L91 107H93L92 108V111H95V112H93V115H94V118H97L98 119V117H100L101 118V116H103L104 114H109V115H111L112 116V114H113V112H111L110 111V109H109V107L108 106H106V102L105 101H103V100H101L100 98V94L101 93H105L106 95V99H108L109 97H110V95H111V97L110 98H112V96H113V100H115L114 98H117L116 100H118V99H123V100H125V101H123L122 100V102L124 103L125 102V104H126V101H127V103H129L128 101L129 100H126V99H129L130 98V107H132V111L134 112H136V113H138V114H142L141 116H143L144 117V119H146V121L147 122H152V123H155V125H156V129H158L157 128V125H158V122H156V121H152V119H151V116H152V114L153 113H151L152 112V110H151V112H149V111H147L148 109H146L147 108V106L145 105V106H143V104H137L136 102H138L139 101V99L140 98H142V97H140L139 95H137V97H134L133 95H135L136 96V94H134L132 91L134 90H130V89H125V90H123V88H122V90L121 89H115L116 88V86H115V88H113L112 87V85H111V87L109 86V84H107V85H105V84H100V82L98 83H96V81H95V78L94 77H92L91 75H90V73H88V72H91V74H93L94 72H93V68L91 67V66H86L87 68H85V69H87V71L86 70H83V68H82V70L80 69V68H77L76 66L74 67V66H72V64H70L71 63V61L69 60V65H66L64 62V64L65 65H61L62 64V62L61 63H58L57 62V58H56V60L54 59V60H52L53 58H51L50 56V54L48 53V55H50V56H44V54L43 55H41L40 53L38 54V50L40 49V48H38V46L36 47L35 46V48H32V49H34L33 51H31L32 49H31ZM59 47H57L56 49H58ZM88 48V47H87ZM99 48V47H98ZM104 48V47H103ZM112 48H113V46H112ZM135 48V47H134ZM147 48V47H146ZM154 49H155V47H153ZM153 48L151 49L150 48V51L151 50H153ZM55 49V50H56ZM82 49H83V47H82ZM93 49V48H92ZM91 49V50H92ZM131 49V48H130ZM158 49H159V47H158ZM195 49H197V47L195 48ZM86 50V49H85ZM85 50L84 51H82V52H84L85 54H86V52H85ZM89 50V49H88ZM94 50V49H93ZM95 50H97V49H95ZM103 50V49H102ZM99 50V52H95V53H93L92 52V54H93V56H98V58H107V57H109L111 54H117L118 53V51H117V53H112V52H110V53H104L103 51H105V50ZM113 50V49H112ZM115 50V49H114ZM113 50V51H114ZM116 50H117V47H116ZM118 50H120V49H118ZM135 50V49H134ZM149 50V49H148ZM157 50V49H156ZM59 51V50H58ZM62 51V50H61ZM60 51V52H61ZM101 51L103 52V54H101ZM110 51V50H109ZM127 51V50H126ZM158 51V50H157ZM159 51H160V49H159ZM162 51H163V49H162ZM162 51L160 52V53H162ZM174 51H175V49H174ZM179 51V52H180ZM147 52V51H146ZM156 52V51H155ZM163 52H166V49H165V51H163ZM173 51H170V52H167L168 54H173L172 53ZM176 52V51H175ZM185 52V51H184ZM55 53V52H54ZM91 53V52H90ZM90 53H88V54H90ZM120 53V52H119ZM159 53V54H160ZM222 53V52H221ZM58 54H60L59 52H58ZM75 54V53H74ZM126 54V53H125ZM151 54H152V52H151ZM151 54H149V55H151ZM153 54H154V52H153ZM168 54H166V56L165 57H167L168 56ZM179 54V53H178ZM63 55V54H62ZM68 55V54H67ZM148 55V56H149ZM165 55V54H164ZM176 55V54H175ZM246 55V54H245ZM262 55H263V53H262ZM73 56V55H72ZM81 56V55H80ZM88 56H90V55H88ZM87 56V58H89ZM92 56V55H91ZM169 56H171V55H169ZM191 56V55H190ZM58 57V56H57ZM65 57H66V53H65ZM82 57V56H81ZM112 57V56H111ZM140 57V56H139ZM153 57V56H152ZM164 57V56H163ZM54 58H55V56H54ZM61 58H62V56H61ZM84 58V57H83ZM86 58V57H85ZM142 58V57H141ZM94 59V58H93ZM154 59H156V57L154 58ZM161 59V58H160ZM180 59V58H179ZM185 59V58H184ZM189 59V58H188ZM204 59V58H203ZM65 60V59H64ZM80 60V59H79ZM86 60V59H85ZM95 60V59H94ZM99 60V59H98ZM106 60V59H105ZM63 61V60H62ZM140 61V60H139ZM222 61V60H221ZM60 62V61H59ZM147 62V61H146ZM193 62V61H192ZM196 62V61H195ZM135 63H137V62H135ZM184 63V62H183ZM246 63H247V61H246ZM245 63V64H246ZM249 63V62H248ZM75 64V63H74ZM133 64V63H132ZM149 64H150V62H149ZM218 64V63H217ZM242 64V63H241ZM138 66L139 64H135L134 66ZM161 65V64H160ZM213 65V64H212ZM126 66V65H125ZM124 66V67H125ZM134 66H130L131 68H133ZM143 66V65H142ZM112 67V66H111ZM145 67V66H144ZM143 67V68H144ZM149 67V66H148ZM153 67V66H152ZM129 68V67H128ZM127 68V69H128ZM141 68V67H140ZM130 69V68H129ZM138 69V68H137ZM157 69V68H156ZM201 69V68H200ZM231 69V68H230ZM241 69V68H240ZM246 69H247V67H246ZM119 70V69H118ZM121 70V69H120ZM126 70V69H125ZM141 70V69H140ZM147 70V69H146ZM187 70V69H186ZM245 70V69H244ZM252 70V69H251ZM96 71V70H95ZM98 71V70H97ZM113 71V70H112ZM122 71V70H121ZM189 71V70H188ZM187 71V72H188ZM190 71H192V70H190ZM197 71V70H196ZM201 71V70H200ZM241 71H242V69H241ZM126 72V71H125ZM131 72V71H130ZM129 72V73H130ZM149 72V71H148ZM225 72V71H224ZM237 72V71H236ZM129 73H127L128 75H129ZM181 73H183V72H181ZM189 73V72H188ZM194 73H195V71H194ZM194 73L193 74H191V75H193L194 76ZM200 73V72H199ZM209 73H211V72H209ZM252 73V72H251ZM222 74H224V73H222ZM254 74V73H253ZM162 75V74H161ZM197 75V74H196ZM210 75V74H209ZM220 75H221V73H220ZM225 75H227V74H225ZM229 75V74H228ZM227 75V76H228ZM239 75V74H238ZM252 75V74H251ZM95 76V75H94ZM99 76V75H98ZM144 76V75H143ZM179 76V75H178ZM186 76V75H185ZM222 76H224V75H222ZM227 76H226V78H227ZM232 76H233V74H232ZM241 76V75H240ZM260 76V75H259ZM258 76V77H259ZM32 77H35V78H37L38 80H40V81H42L43 79L45 80V79H47V80H57V81H60V80H64L63 78H66V79H68V82H70V83H73V82H75V81H81V82H83V83H86L87 85H92V86H97V88L98 87H100L101 88V90H104L105 89V91L107 92H99V93H97V91L98 90H96V93L95 92H89V91H87L86 89H84L83 88V90H79V91H73V92H70V91H68V90H65V89H62L59 85L58 86H50L49 84H46V85H44L43 83H41L40 81H38V82H40L39 84H36V85H38V86H40V87H37V92L36 93H34L33 91L34 90H32V89H30V87L33 85V83L35 82H33V80H31L32 79ZM157 77V76H156ZM159 77V76H158ZM214 77H216V76H214ZM218 77H220V76H218ZM217 77V78H218ZM225 77V76H224ZM223 77V78H224ZM249 77H252V76H249ZM34 78V79H35ZM99 78V77H98ZM203 78V77H202ZM210 78V77H209ZM253 78V77H252ZM251 78V79H252ZM255 78V77H254ZM257 78V77H256ZM164 79V78H163ZM208 79V78H207ZM227 79H229V77L227 78ZM259 79V78H258ZM261 79L264 81V75H262L261 76ZM96 80H97V78H96ZM98 80H100V79H98ZM111 80V79H110ZM109 80V81H110ZM148 80V79H147ZM186 80H187V78H186ZM194 80V79H193ZM219 80V79H218ZM221 80H222V78H221ZM243 80V79H242ZM246 80V79H245ZM249 81H250V78L248 79ZM46 81V80H45ZM105 81V80H104ZM172 81H174V80H172ZM190 81V80H189ZM197 81V80H196ZM200 81V80H199ZM213 81V80H212ZM239 81L240 80H238L237 81V83L239 84ZM244 81V80H243ZM43 82V81H42ZM128 82V81H127ZM153 82V81H152ZM182 82V81H181ZM247 82V81H246ZM102 83V82H101ZM138 83H140V82H138ZM137 83V84H138ZM142 83V82H141ZM147 83V82H146ZM244 84H239V86H237L236 88H234V89H236V90H240L241 88H243L244 86H246V84H245V82H243ZM253 80H252V83H250L249 84V86L250 85H253ZM263 83V82H262ZM85 84V85H86ZM98 84V85H97ZM148 84V83H147ZM149 84H150V82H149ZM217 84V83H216ZM227 84H229V83H227ZM233 84V83H232ZM235 84H236V82H235ZM238 84H236V85H238ZM247 84H248V82H247ZM23 85V86H22ZM26 85H28V86H25ZM56 85V84H55ZM72 85V84H71ZM129 86H130V84H128ZM127 85V86H128ZM141 85V84H140ZM144 85H145V83H144ZM179 85V84H178ZM192 85V84H191ZM34 86V85H33ZM118 86V85H117ZM134 85H132V87H133ZM138 86H139V84H138ZM162 86V85H161ZM9 87V86H8ZM35 87V86H34ZM83 87H84V85H83ZM135 87V86H134ZM145 87H147V85H145ZM164 87V86H163ZM199 87V86H198ZM229 87H230V84H229ZM252 87V86H251ZM36 88V87H35ZM130 88H131V86H130ZM159 88H161L160 86H159ZM172 88V87H171ZM250 88V87H249ZM34 89V88H33ZM42 89V90H41ZM99 89V88H98ZM145 89V88H144ZM148 89V88H147ZM162 89V88H161ZM232 89H233V87H232ZM244 89V88H243ZM57 90H62V92L60 93V92H58ZM71 90V89H70ZM100 90V89H99ZM100 90V91H101ZM169 90V89H168ZM200 90V89H199ZM134 91H136V90H134ZM145 91H146V93H147V95L148 94H154V93H151V92H153V91H149V90H146L145 89ZM110 93V95H109V93ZM170 92V91H169ZM191 92V91H190ZM144 94V93H143ZM161 95V94H160ZM102 96V95H101ZM138 96L140 97V98H138ZM149 96V95H148ZM187 96V95H186ZM199 97V96H198ZM218 97V96H217ZM1 98V99H2ZM110 98L108 99V100H110ZM133 98L135 99H138V100H135V101H133ZM147 98V97H146ZM189 98H190V96H189ZM224 98V97H223ZM131 99H132V101H131ZM165 99H167V101H169L170 100V102H172L173 104H175V105H177L178 107L179 106H182V107H186V106H188L189 107V105L187 104V103H189L190 101L186 98V97H180L179 95H176V94H173V93H169L168 94V96L167 97H164V100ZM193 99V98H192ZM192 99H190L191 101H192ZM237 99V98H236ZM8 100V101H9ZM41 100L42 101H44L43 103H46L47 105H45V104H40V102H41ZM112 100V101H113ZM228 100V99H227ZM225 101V100H222V99H220V97L219 98H215V97H213L212 95H211V97H209V95L206 97H201V98H199V99H197V101H196V104H199L201 107H202V109L204 108V109H212V108H214V107H219V106H221V108L220 109H222V106H223V108L224 107H228V108H232V110L231 111H233V110H237V109H240L241 107L242 108H244V106L246 107V108H248V107H251L248 103H245V102H243L242 100H238L237 101V103H239V105L241 106H238V104H237V106L238 107H235L234 106V103L233 102H230V101ZM141 101V100H140ZM146 101V100H145ZM166 101V102H167ZM233 101V100H232ZM142 103H143V100L141 101ZM163 102V101H162ZM165 102V101H164ZM169 102V103H170ZM193 102V101H192ZM191 102V103H192ZM236 102V101H235ZM254 103V102H253ZM121 104V103H120ZM195 104V103H194ZM51 105V106H50ZM168 105V104H167ZM198 105V106H199ZM260 105V104H259ZM50 106V107H49ZM127 106H128V104H127ZM197 106V107H198ZM253 106V105H252ZM193 107V106H192ZM257 106H255V108H256ZM9 108H11V107H9ZM11 108V109H12ZM191 108V107H190ZM241 108V109H242ZM245 108V109H246ZM253 108V107H252ZM251 108V109H252ZM258 108H260V106L258 107ZM263 108V107H262ZM262 108H261V110H259V113L261 112V113H263L262 112ZM131 109V108H130ZM183 109V108H182ZM201 109V108H200ZM225 109V108H224ZM244 109V110H245ZM249 109V108H248ZM247 109V110H248ZM250 109V110H251ZM254 109V108H253ZM67 110V109H66ZM90 110V109H89ZM88 110V111H89ZM215 110H217L216 108H215ZM219 110V109H218ZM247 110H245V111H247ZM249 110V111H250ZM53 111H55V113L53 112ZM62 111V110H61ZM131 111V112H132ZM187 111V110H186ZM202 111V110H201ZM211 111H214V110H211ZM222 111V110H221ZM228 110L226 109V112H227ZM258 111V110H257ZM264 111V110H263ZM16 112V111H15ZM132 112V113H133ZM134 112V113H135ZM190 112V111H189ZM207 112V111H206ZM208 112H210L209 110H208ZM225 112V113H226ZM248 112V111H247ZM247 112H245V113H247ZM252 112V111H251ZM250 112V113H251ZM253 112H255L254 110H253ZM118 113V112H117ZM133 113V114H134ZM187 113V112H186ZM230 113V112H229ZM228 113V114H229ZM237 113V112H236ZM244 113V112H243ZM242 113V114H243ZM137 114V115H138ZM221 114H222V112H221ZM224 114V113H223ZM248 114V113H247ZM117 115V114H116ZM261 115V114H260ZM92 116V115H91ZM108 116V115H107ZM155 116V115H154ZM221 116V115H220ZM237 116V115H236ZM238 116H239V114H238ZM250 115H248V118H246V119H250V117L252 116V118L253 117H255V116H253V114L249 117ZM262 116V115H261ZM264 116V115H263ZM59 117H61V116H59ZM103 117H105V116H103ZM235 117V116H234ZM241 117V116H240ZM189 118V117H188ZM208 118V117H207ZM206 118V119H207ZM210 118V117H209ZM236 118V117H235ZM234 118V119H235ZM256 118H257V116H256ZM258 118H259V116H258ZM260 118H262V117H260ZM259 118V120L261 121V119ZM264 118V117H263ZM262 118V119H263ZM142 119V118H141ZM229 119H230V117H229ZM228 119V120H229ZM237 120H239V118H236ZM255 119V118H254ZM156 120V119H155ZM231 120V119H230ZM242 120H243V118H242ZM252 120V119H251ZM87 121V120H86ZM85 121V122H86ZM215 121H217V120H215ZM250 121V120H249ZM248 121V122H249ZM255 121V120H254ZM260 121L258 122L259 124H260ZM146 122V123H147ZM246 122V121H245ZM89 123V122H88ZM207 123V122H206ZM221 123V122H220ZM243 123V125L244 124H246V123H244V121L242 122ZM262 124H264L263 123V121L261 122ZM29 124V123H28ZM212 124V123H211ZM228 124V123H227ZM30 125H32V124H30ZM76 125V123L74 124V126ZM87 125V124H86ZM86 125L84 124V126L82 125V126H80L81 127V129L79 128V130H83V131H85L86 130ZM226 125V124H225ZM57 125H55V128H57L56 127ZM88 126V125H87ZM94 126V125H93ZM159 126H161L160 124H159ZM205 126V125H204ZM247 126V125H246ZM245 126V128H247ZM250 124H249V129H252V126H251V128H250ZM256 126V125H255ZM254 126V127H255ZM264 126V125H263ZM27 127H28V125H27ZM76 128H77V126H75ZM79 127V126H78ZM164 127V126H163ZM223 127V126H222ZM257 127V126H256ZM256 127H255V129H256ZM258 127H260V126H258ZM262 127V126H261ZM260 127V128H261ZM58 128H59V126H58ZM230 128V127H229ZM28 129H30V128H28ZM65 129V128H64ZM63 129V130H64ZM78 129V128H77ZM76 129V130H77ZM100 129V128H99ZM114 129V128H113ZM223 129V128H222ZM227 129V128H226ZM248 129V128H247ZM247 129L245 130V131H247ZM254 129V128H253ZM254 129V130H255ZM258 129V128H257ZM262 129H263V127H262ZM262 129H261V131H262ZM25 130H27V128L25 129ZM59 130V129H58ZM78 130V131H79ZM161 130H163L164 132H165V130H164V128H162V126L160 127V131ZM220 129H218V130H216V129H213V131H210L209 133H207V138H208V141L211 143V144H218V145H221L222 143L224 144V145H232L233 143H234V140H236V139H234V140H232L233 138L232 137H230L228 134L226 135V134H224L223 133V131H219ZM236 130V129H235ZM234 130V131H235ZM244 130V129H243ZM17 131V130H16ZM23 131V130H22ZM32 130H30V132H31ZM158 131H159V129H158ZM158 132V133H160L161 134V132H163V131H161V132ZM207 131V130H206ZM244 131V132H245ZM259 132H260V130H258ZM257 130H256V132L258 133V135L259 134H262V133H259ZM20 132V131H19ZM24 132V131H23ZM46 132V131H45ZM164 132H163V136H164ZM239 132V131H238ZM254 133H255V131H253ZM263 132H264V130H263ZM1 133V136H2V132H0ZM15 133H17V132H15ZM28 133V132H27ZM32 133H34V135L36 136H38V135H40V136H38V137H41L42 136V138H43V142H42V144H43V146H42V152L40 151V150H38L37 148H34V149H36L38 152H41V154H44V155H47V156H42V157H39V158H34L32 161H34L35 163L36 162H39L40 161V159H42L41 160V162L43 161V158H46V157H50L51 158V160L49 159V161H52L54 158H57L58 157V155H60V156H66L65 154V152H64V150H61L62 149V147H61V149L60 148H58L57 147V144H56V146L54 145V144H52L51 142L52 141H48L47 140V138H44V135H41L39 132H35V131H33ZM42 133V132H41ZM78 133H80V131L78 132ZM84 133H87V131L86 132H84ZM170 133V132H169ZM252 133V131H250V134H248L249 135V137H250V135H253V134H251ZM11 134H12V131H11ZM26 134V133H25ZM30 134V133H29ZM43 134V133H42ZM46 134V133H45ZM83 134V133H82ZM88 136H90V137H92L93 139H95V140H97L98 139V133L97 132H95L92 128H90V130L88 131ZM166 134H167V132H166ZM165 134V140H167V137L169 136V135H166ZM243 134V133H242ZM256 134V133H255ZM5 134L3 133V136H4ZM9 135V134H8ZM14 135V134H13ZM18 135V134H17ZM16 135V136H17ZM31 135V134H30ZM85 136H86V134H84ZM83 135V136H84ZM162 135V134H161ZM160 135V136H161ZM171 135H172V133H171ZM176 134L174 133L172 136H170L171 138H169L170 140H168L169 141V143H170V141H171V139H172V137H173V141H171V143H175L174 142V139H175V136ZM231 135V134H230ZM245 135H247V133L245 132ZM6 136H7V134H6ZM27 136H29V135H27ZM26 136V137H27ZM33 136V135H32ZM32 136H30L31 138H32ZM34 136V137H35ZM46 136V135H45ZM80 136H82V135H80ZM98 136V137H97ZM107 136V135H106ZM256 136H257V134H256ZM260 137H261V135H259ZM264 136V135H263ZM13 137V136H12ZM79 137V136H78ZM89 137V138H90ZM108 137V136H107ZM162 137V136H161ZM21 138V137H20ZM83 138V137H82ZM85 138V137H84ZM91 138V139H92ZM109 138V137H108ZM12 138H10V140H11ZM13 139H14V137H13ZM12 139V140H13ZM17 139H19L18 137H17ZM22 139H24V138H22ZM33 139V138H32ZM31 139V143H33V140ZM41 139V138H40ZM80 139V138H79ZM252 139V138H251ZM258 139V138H257ZM264 139V138H263ZM11 140V141H12ZM26 139H24V141H25ZM42 140V139H41ZM121 140V139H120ZM163 140V139H162ZM161 140V143L162 142H165V140L164 141H162ZM1 141V140H0ZM9 141V140H8ZM11 141H9V143H11ZM14 141H16V140H14ZM13 141V142H14ZM29 141H30V139H29ZM176 141V140H175ZM246 141V140H245ZM252 141V140H251ZM4 142H6V144H8L7 143V141L6 140H4ZM17 142V141H16ZM102 142V141H101ZM247 142V141H246ZM15 143V142H14ZM21 143V142H20ZM22 143H24V142H22ZM106 143V142H105ZM108 143V142H107ZM105 144V145H108V144ZM171 143L169 144V145H171ZM236 143V142H235ZM242 143V142H241ZM100 144H102V143H100ZM166 144V143H165ZM164 144V145H165ZM253 144V143H252ZM262 144V143H261ZM27 145H29V143L27 144ZM32 145V144H31ZM85 145H86V143H85ZM90 145V144H89ZM96 145V144H95ZM94 145V146H95ZM99 145V144H98ZM109 145H110V143H109ZM162 145V144H161ZM167 145V144H166ZM235 145V144H234ZM244 145H246V144H244ZM10 146L12 147V145L10 144ZM16 146V145H15ZM59 147H60V145H58ZM114 147H115V145H113ZM222 146V145H221ZM261 146V145H260ZM17 147V146H16ZM19 147H20V145H19ZM18 147V148H19ZM29 146H27V148H28ZM33 147V146H32ZM41 147V146H40ZM89 147V146H88ZM90 147H91V145H90ZM89 147V148H90ZM93 147V146H92ZM96 147V146H95ZM102 147V146H101ZM166 147V146H165ZM167 147H168V145H167ZM170 147V146H169ZM171 147H174V144H173V146H171ZM167 148L166 149V153L165 154H163V157L165 156V157H167V158H162V157H160V158H162L163 160L164 159H168V157L170 158V159H173L172 158V156H171V149L172 148ZM203 147H205V146H203ZM248 147V146H247ZM252 147V146H251ZM26 148V149H27ZM30 148V147H29ZM87 148V147H86ZM85 148V149H86ZM106 148V147H105ZM111 148V147H110ZM227 148V147H226ZM229 148V147H228ZM237 148V147H236ZM10 149V148H9ZM22 149V148H21ZM25 149V148H24ZM24 149H22L23 151H24ZM31 149H33V148H31ZM31 149H29V150H31ZM113 149V148H112ZM115 149V148H114ZM113 149V150H114ZM116 149H118V148H116ZM174 150H175V148H173ZM242 149V148H241ZM261 149V148H260ZM14 150V149H13ZM20 150V149H19ZM86 150H90V149H86ZM113 150H111V151H113ZM208 150V149H207ZM210 150V149H209ZM221 150H223L222 148H221ZM220 150V151H221ZM7 151V152H6ZM8 149H6V146L4 145V144H2L1 142H0V156L3 154V155H5V154H7L8 153ZM23 151H21V152H23ZM25 151H28V149L27 150H25ZM115 151V150H114ZM121 151V150H120ZM119 151V152H120ZM223 151H226V150H223ZM231 151V150H230ZM257 151V150H256ZM10 152V151H9ZM14 152V151H13ZM17 152H18V150H17ZM16 152V153H17ZM20 152V151H19ZM19 153V154H25L26 155V152L25 153ZM32 152V151H31ZM90 152H93L92 150H90ZM116 152V151H115ZM239 152V151H238ZM246 152H247V150H246ZM245 152V153H246ZM258 152V151H257ZM28 153H30V152H28ZM33 153V152H32ZM34 153H36V151L34 152ZM100 153V152H99ZM126 153V152H125ZM264 153V152H263ZM9 154H11V153H9ZM18 154V153H17ZM31 154V153H30ZM29 154V155H30ZM37 154H39V153H37ZM70 154V153H69ZM106 154V153H105ZM173 154H174V152H173ZM176 154V153H175ZM206 154V153H205ZM211 154V153H210ZM241 154V153H240ZM254 154V153H253ZM262 154V153H261ZM12 155V154H11ZM32 155V154H31ZM79 155V153L77 154V156ZM100 155V154H99ZM124 155V154H123ZM252 155V154H251ZM6 156V155H5ZM19 155H17V157H18ZM39 155H36V157H38ZM216 156V155H215ZM229 156V155H228ZM247 156V155H246ZM250 156V155H249ZM2 157V156H1ZM7 157V156H6ZM6 157H3V158H6ZM11 157V156H10ZM14 157H15V155H14ZM31 157V156H30ZM67 157V156H66ZM118 157V156H117ZM223 157H224V155H223ZM259 157V156H258ZM2 158V159H3ZM8 158V157H7ZM19 158V157H18ZM22 158V157H21ZM25 158V157H24ZM28 157H26V159H27ZM32 158V157H31ZM70 158H72V157H70ZM211 158V157H210ZM250 158V157H249ZM260 158V157H259ZM13 159V158H12ZM15 159V158H14ZM58 159V158H57ZM116 159H118V158H116ZM115 159V160H116ZM155 159V158H154ZM175 159V158H174ZM208 159V158H207ZM218 159V158H217ZM4 160V159H3ZM8 160V159H7ZM7 160H6V162H7ZM10 160V159H9ZM8 160V161H9ZM16 161H17V159H15ZM31 160V159H30ZM39 160V161H38ZM80 160V159H79ZM216 160V159H215ZM263 160V159H262ZM21 161V160H20ZM19 161V163H21ZM31 161V162H32ZM71 161H73V160H71ZM95 161V160H94ZM107 161V160H106ZM113 161V160H112ZM159 161V160H158ZM165 161V160H164ZM2 162V161H1ZM0 162V163H1ZM5 162V163H6ZM11 162H14L13 160L11 161ZM18 162V161H17ZM25 162V164H26V160L24 161ZM45 162H47V159H46V161ZM53 162V161H52ZM55 162H58L57 160L55 161ZM61 162H63V160H61ZM68 162V161H67ZM114 162V161H113ZM120 162V161H119ZM118 162V163H119ZM156 162V161H155ZM154 162V163H155ZM169 162H170V160H169ZM172 162V161H171ZM189 162V161H188ZM208 162V161H207ZM218 162V161H217ZM9 163H10V161H9ZM28 164H29V162H27ZM42 163H44V162H42ZM60 163V162H59ZM81 163H83L82 162V160H81ZM85 163V162H84ZM86 163H88V162H86ZM116 163V162H115ZM158 163H163L162 162V160H160V162H158ZM166 163V162H165ZM173 163V162H172ZM171 163V164H172ZM11 164V163H10ZM9 164V165H10ZM15 164H17V163H15ZM22 164V163H21ZM21 164H19L20 166H21ZM24 164V163H23ZM38 164V163H37ZM45 164V166H46V163H44ZM49 164H51L50 162H49ZM58 164V163H57ZM56 164V165H57ZM99 164H102V165H105V164H107L106 162L104 163V162H100ZM112 164V163H111ZM110 164V165H111ZM114 164V163H113ZM132 164V163H131ZM166 164H168V163H166ZM188 164V163H187ZM263 164V163H262ZM1 165H3V167L5 166V167H7L6 165H4V163H2ZM18 165V164H17ZM19 165L17 166V167H19ZM31 165V164H30ZM43 165V164H42ZM61 165H63V164H61ZM61 165H59L58 164V168L59 167H61V169H62V166ZM109 165V164H108ZM163 165H165V164H163ZM222 165V164H221ZM233 165V164H232ZM16 166V165H15ZM24 166V165H23ZM22 166V168L24 169V167ZM37 166H39V165H37ZM50 166V165H49ZM48 166V167H49ZM53 165L51 164V167H52ZM157 166V165H156ZM159 166H161V164H159ZM159 166H157V167H159ZM167 166H169V164L167 165ZM171 166V165H170ZM188 166V165H187ZM220 166V165H219ZM252 166V165H251ZM259 166V165H258ZM12 167V166H11ZM14 167V166H13ZM27 167H29V165H27L26 166V168ZM39 167H41V165L39 166ZM43 167V166H42ZM54 167H56V166H54ZM64 167V166H63ZM101 167V166H100ZM157 167H156V169H157ZM162 167V166H161ZM257 167V166H256ZM14 168H16V167H14ZM65 168V167H64ZM103 168V167H102ZM105 168V167H104ZM263 168H264V166H263ZM9 169H11L10 168V166H9ZM17 169V168H16ZM39 169V168H38ZM43 169V168H42ZM50 169V168H49ZM53 169V168H52ZM56 169V168H55ZM54 169V170H55ZM87 169V168H86ZM101 169V168H100ZM106 169V168H105ZM109 169V168H108ZM188 169V168H187ZM227 169H229V168H227ZM235 169V168H234ZM259 169H261L260 171H257L256 173H248L247 171V173L245 172V174H244V172H243V176H242V178H239L237 175L238 174H234L233 172H231V171H223V170H221V169H216V168H214L211 172H209V170H208V175L210 176V174L211 175H214L215 177H219V182L223 185V188H221L220 190H217L216 188V190L214 191H211V189H210V191H206V190H204V188L202 189V190H204L202 193H200L201 192V189L198 191V189H197V191L199 192H197V191H195L196 190V187L194 188V192L196 193H198V194H200L201 196H199V197H208V198H211L212 200H218L219 201V204H220V206H218L216 203L214 204V205H217L218 206V208H216L215 207V210H214V212L211 214L210 213V216L212 217V219L210 218V222L209 223H207V225L209 224H211V223H213V224H217L216 225V227L218 226V224H219V227H222L223 225V223H224V221L226 220V222L227 221H229L230 222V216L229 215H231V217H232V213H233V211H232V213L230 214V212H229V208L233 205V210H234V205L235 206H240L241 208H243V213H242V215L244 216L245 214V216L247 217V216H252V218L251 219H249L250 217H247L248 219H247V221H238V222H240V224H239V226H241L242 228H243V238L244 239H247L248 241H249V243L251 242H253L254 240H256V242L254 243V245L253 246H250L251 248H249V246L247 247L246 245L248 244H245V245H242L240 242L241 241H239V240H237V239H235V240H237V242H235V243H231V249H229V250H223L222 251V256H220V257H222V260L220 259V261H218V259L217 260H215V259H213V260H211V258H209V254L208 255H206L205 257H204V259H203V261H201V262H196V263H193V264H264V202H262V201H260L261 199H263V198H260L259 197V195H257L256 194V192H258L257 191V189L259 190H263V188H264V170H262V168H258V170ZM3 170V169H2ZM2 170H0V172L2 171ZM19 170V169H18ZM25 170V169H24ZM27 171H29L28 169H26ZM25 170V171H26ZM33 170H34V166H33ZM37 170V169H36ZM51 170V169H50ZM81 170V169H80ZM94 170V169H93ZM92 170V171H93ZM95 170H97V169H95ZM9 171H11V170H9ZM16 171V170H15ZM31 171V170H30ZM39 171H40V169H39ZM44 171V170H43ZM48 171V170H47ZM79 171V170H78ZM83 171V170H82ZM103 171V170H102ZM108 171V170H107ZM110 171V170H109ZM183 170H181V172H182ZM187 171V170H186ZM204 171V170H203ZM16 172H18V171H16ZM34 172V171H33ZM50 172V171H49ZM63 172V171H62ZM61 172V173H62ZM66 172V171H65ZM77 172V171H76ZM95 172V171H94ZM159 172V171H158ZM179 172V171H178ZM193 172V171H192ZM201 172V171H200ZM205 172V171H204ZM4 173H6V172H4ZM20 173H21V171H20ZM24 173V172H23ZM53 173V172H52ZM78 173V172H77ZM82 173V172H81ZM84 173H85V171H84ZM96 173V172H95ZM94 173V175H96ZM184 173V172H183ZM206 173V172H205ZM12 174H13V171H12ZM29 174V173H28ZM41 174V173H40ZM43 174L45 175L46 174V172H43ZM54 174V173H53ZM72 174V173H71ZM163 174V173H162ZM168 174V173H167ZM179 174V173H178ZM207 174V173H206ZM5 175V174H4ZM3 175V176H4ZM34 175V174H33ZM60 175V174H59ZM169 175V174H168ZM167 175V176H168ZM2 176V177H3ZM7 176H8V174H7ZM12 176V175H11ZM41 176V175H40ZM50 176V175H49ZM65 176V175H64ZM92 176V175H91ZM98 176V175H97ZM100 176V175H99ZM166 176V175H165ZM164 176V177H165ZM213 176V177H214ZM241 176V175H240ZM15 178L17 177L16 176V174H15V176H14ZM13 177V178H14ZM33 177V176H32ZM35 177H36V173H35ZM47 177V176H46ZM55 177H57V176H55ZM60 177H62V176H60ZM59 177V178H60ZM66 177V176H65ZM65 177H62L63 179L65 178ZM75 177V176H74ZM89 177V176H88ZM87 177V178H88ZM169 177H171L172 178V176H169ZM168 177V178H169ZM193 177V176H192ZM4 179H5V176L3 177ZM38 178V177H37ZM41 178V177H40ZM58 178V179H59ZM70 178V177H69ZM163 178V177H162ZM165 178H167V177H165ZM165 178H164V181H166L165 180ZM210 178H212V177H210ZM7 179V181H3V182H5L7 185H12L11 187L13 188V184H14V186H15V182H17V181H11V182H8V179L9 178H6ZM5 179V180H6ZM11 179V178H10ZM18 179V178H17ZM21 179V178H20ZM33 179V178H32ZM31 179V182H36L37 183V181L38 180H40V179H35V180H32ZM61 179V178H60ZM65 179H67V183H68V178L66 177ZM82 179V178H81ZM170 179V178H169ZM194 179H196V178H194ZM215 179H217V178H215ZM3 180V179H2ZM12 180V179H11ZM25 180V179H24ZM24 180H21L20 182L18 181V184H21V182L22 181H24ZM27 180V179H26ZM173 180H175L174 179V177H173ZM187 180H188V178H187ZM10 181V180H9ZM45 182L46 183V185H44L43 183H41L42 185L41 186H38L37 185V187H41V190H43V189H45V191H46V193H52V192H59V191H61V190H63L64 191V189L66 190H69V192H71V191H73L74 189H76L75 187H72L71 185H70V187L69 186H67L66 184H63V180L61 179V180H59V181H62V184L64 185V186H56V185H54V184H56L57 183V179H55V178H53V177H48V178H45L44 177V179H42L41 178V180H40V182ZM73 179H72V183H73ZM163 183H164V181L163 180H161ZM170 181V180H169ZM168 180H167V182H169ZM190 181V180H189ZM217 181V180H216ZM216 181H214L213 180V182H216ZM0 182H2V181H0ZM25 182H29V180L28 181H25ZM40 182H38V183H40ZM64 182H65V180H64ZM69 182H70V180H69ZM76 182V181H75ZM74 182V183H75ZM197 182V181H196ZM206 182V181H205ZM59 183V182H58ZM121 183V182H120ZM190 183V182H189ZM30 184V183H29ZM32 184V183H31ZM30 184V186H28V188H30L32 185ZM198 184V183H197ZM215 184V183H214ZM4 185V184H3ZM2 185V186H3ZM17 185V184H16ZM24 184H23V182H22V186H23ZM61 185V184H60ZM76 185H78L77 183H76ZM75 185V186H76ZM122 185V184H121ZM116 186V184H115V187H117V189H109V190H103V191H101L102 193H106L104 196L106 197V199L105 200H107V198L108 197H111V198H113V199H115V197L116 198H124V199H128L129 197V195H131V194H133V193H130L132 190H130L129 192L127 191V188H129L126 184V190L124 189L125 187L123 186ZM130 185V184H129ZM199 185V184H198ZM216 185V184H215ZM219 183H217V185L216 186H218V188H219ZM1 186V185H0ZM25 186V185H24ZM34 186H36V185H34ZM131 186V185H130ZM201 186H202V184H201ZM212 185L210 184V187H211ZM214 186V185H213ZM213 186L211 187V188H213ZM19 187H20V185H19ZM114 187V188H115ZM209 186H207L206 187V189L208 188ZM222 187V186H221ZM7 188V190H8V187H6ZM24 188V187H23ZM35 188V187H34ZM34 188H31L32 190H34ZM58 188H59V190H58ZM202 188V187H201ZM21 189H22V187H21ZM21 189H20V191H21ZM25 190V189H24ZM23 190V191H24ZM40 190V191H41ZM77 190V189H76ZM81 189L79 188V190H78V192L80 191ZM83 190V189H82ZM9 191V190H8ZM13 191H16L17 192V190H12V192ZM27 191V190H26ZM28 191H30V190H28ZM36 191H38V192H40L39 191V189H37ZM85 191H89V190H85ZM25 192V191H24ZM42 192V191H41ZM43 192H44V190H43ZM66 192V191H65ZM74 192H75V190H74ZM77 191L75 192V195L78 193ZM81 192V191H80ZM90 192V191H89ZM88 192V193H89ZM23 193V192H22ZM21 193V194H22ZM32 193V192H31ZM34 193H35V191H34ZM63 193V192H62ZM87 193V194H88ZM95 193V192H94ZM248 194V198H249V200L247 199V202L246 203H250V205L251 206H253L254 208H253V212H249L248 210H245L244 209V207H245V205H244V201H246V199L245 200H243V202H242V199L243 198H245V197H247V195H245V197H243L242 195L243 194ZM261 193V192H260ZM4 194V193H3ZM14 194H16V193H14ZM14 194H11L12 196L14 195ZM21 194H20V196H21ZM27 194H29V193H27ZM65 194V193H64ZM71 194V193H70ZM82 194V193H81ZM135 194V193H134ZM263 193H261V195L260 196H264V194L262 195ZM39 195V194H38ZM40 195H41V193H40ZM44 195H46V194H44ZM73 195V194H72ZM96 195V194H95ZM254 195H257L259 198L257 199ZM3 196V195H2ZM1 196V197H2ZM6 196V194H4V196L3 197H5ZM15 196V195H14ZM23 196V195H22ZM36 196V195H35ZM77 196H79V194L77 195ZM103 196V197H104ZM108 196V197H107ZM134 196V195H133ZM135 196H136V194H135ZM139 196V195H138ZM243 198H242V197ZM6 197H8L9 198V195H7ZM18 197V196H17ZM86 197V196H85ZM140 197V196H139ZM11 199H12V197H10ZM14 199H15V197H13ZM41 199H42V197H40ZM40 198L39 197H34V194H33V196L32 197H28V196H23L22 198L20 197V198H18V199H15L14 201H16L15 202V204H11V203H9L10 205L9 206H12V207H14L16 210H17V213H19L20 215H22V216H25L27 219H29V218H31V219H33L35 222L38 220V218H35V217H33V215L35 214L36 215V213L35 212H37V213H40V212H38V211H32V209H22V208H20L21 207V205H24V206H28V205H30V204H41L42 202L41 201H39L40 200ZM137 198V197H136ZM2 199V198H1ZM3 201H4V198L2 199ZM8 200V199H7ZM115 200H117V199H115ZM134 200V199H133ZM199 200V199H198ZM197 200V201H198ZM11 201H13V200H11ZM109 201H110V199H109ZM113 201V200H112ZM112 201H111V203H112ZM195 201V200H194ZM40 202V203H39ZM47 202V201H46ZM104 201H102V203H103ZM107 202V201H106ZM114 202V201H113ZM116 202L117 201H115V204H116ZM119 202H121V201H118L117 203H119ZM203 202H205V201H203ZM202 202V203H203ZM206 202H208V201H206ZM215 202V201H214ZM213 202V203H214ZM44 203V202H43ZM209 203H211V202H208V204ZM245 203V204H246ZM103 204H105V203H103ZM108 204V203H107ZM151 204V203H150ZM198 204V203H197ZM212 204V203H211ZM45 205H47L48 206V204L46 203ZM50 205V204H49ZM61 205V204H60ZM102 205V204H101ZM100 205V206H101ZM112 205V204H111ZM206 205H207V203H206ZM206 205H201L202 206V208L205 206L206 207ZM213 205V204H212ZM211 205V206H212ZM249 205V204H248ZM63 206V205H62ZM95 206H97L98 207V205H95ZM107 206V205H106ZM105 206V207H106ZM118 206H119V204H118ZM121 207L123 206L122 204L120 205ZM210 205H208V207H209ZM230 206V207H229ZM64 208H65V206H63ZM63 207H59V208H63ZM67 207V206H66ZM81 207V206H80ZM153 207H154V205H153ZM54 208V207H53ZM55 208H57L56 206H55ZM58 208V209H59ZM82 208V207H81ZM86 208H88V207H85V209ZM114 208V207H113ZM210 208V207H209ZM249 208V207H248ZM247 207H246V209H248ZM57 209V210H58ZM110 209H112V208H110ZM154 209V208H153ZM211 209V208H210ZM210 209H208V210H210ZM65 210V209H64ZM80 210V209H79ZM106 210V209H105ZM245 210V211H244ZM61 210H59V212H60ZM66 211V210H65ZM86 211H87V209H86ZM85 211V212H86ZM109 211V210H108ZM211 211V210H210ZM240 211V210H239ZM10 212V211H9ZM15 211H13V213H14ZM46 212V211H45ZM44 212V213H45ZM201 212V211H200ZM236 212V211H235ZM43 212H41L40 213V215H39V217L40 216H42V218H43V214H44ZM47 213V212H46ZM63 213V214H62ZM70 212H68V213H64V212H60V214L61 215H59V216H52V215H49L51 218H49L48 216H46V217H48V219H50V220H52V224L50 223V224H48V226L47 225H45V224H43L42 223V226H46V229H45V231H43V227H41V224L39 225L38 224V226L39 227H37L38 228V230H37V232L35 233V234H31V235H29L30 233H32V232H30L29 234L26 232L25 233V229H19V227L17 228H9V227H5L6 226V224H9L10 225V222H8V223H2V225H0V264H80L79 263V260L81 259V258H76V255H75V257L73 256V254H72V256H69V254L67 255V253H63L62 252V250H60L57 246V244H59L60 243V241H62V239H63V237H64V235H66V234H68L67 232H70V231H74L73 232V234H71V235H74L75 233H79L80 231H79V229H80V227L81 226H83L84 224H87V218H86V220H80V218H78L76 215L74 216H72V214L70 213ZM129 213V212H128ZM196 213H199V212H196ZM105 214V213H104ZM9 215H16V213H14V214H9ZM8 215V216H9ZM79 215V214H78ZM84 214H82V216H83ZM137 215V214H136ZM238 215V214H237ZM4 216V215H3ZM7 216V217H8ZM134 216V215H133ZM201 216V215H200ZM233 216H234V214H233ZM240 216V215H239ZM243 217V218H246V217ZM5 217V216H4ZM235 217V216H234ZM234 217H232V218H234ZM242 217V216H241ZM24 218V217H23ZM26 218L24 219V220H26ZM83 218V217H82ZM196 218H197V216H196ZM240 217H238V219H239ZM40 219H41V217H40ZM206 219H207V217H206ZM208 219H209V217H208ZM42 220V219H41ZM46 220V219H45ZM237 220V219H236ZM235 220V221H236ZM240 220V219H239ZM244 220V219H243ZM1 221V220H0ZM6 221V220H5ZM15 221H16V219H15ZM21 221H23L22 219H21ZM20 221V222H21ZM126 221V220H125ZM207 221V220H206ZM232 221V220H231ZM233 221H234V219H233ZM234 221V222H235ZM12 222V221H11ZM33 222V221H32ZM34 222V223H35ZM38 222V221H37ZM103 222V221H102ZM131 222V221H130ZM132 222H135V220L134 221H132ZM137 222V221H136ZM146 222V221H145ZM208 222V221H207ZM12 223H14V221L12 222ZM18 223V222H17ZM129 223V222H128ZM1 224V223H0ZM15 224H16V222H15ZM14 224V225H15ZM21 224V223H20ZM26 224V223H25ZM203 224V223H202ZM140 225H141V223H140ZM155 225V224H154ZM220 225H222V226H220ZM17 226V225H16ZM26 226V225H25ZM44 226V227H45ZM88 226V225H87ZM117 226V225H116ZM142 226H144L145 227V224L143 223L142 224ZM212 226H214V225H212ZM212 226H211V228H212ZM36 227V226H35ZM132 227V226H131ZM141 227V226H140ZM150 227H152V225L150 226ZM34 228V227H33ZM43 228V229H42ZM138 228V227H137ZM136 228V229H137ZM154 228V227H153ZM152 228V229H153ZM204 228V227H203ZM86 229V228H85ZM142 229H143V227H142ZM148 229V228H147ZM156 229V228H155ZM34 230V229H33ZM32 231V230H31ZM35 231V230H34ZM79 231V232H78ZM86 231V230H85ZM151 231V230H150ZM83 232V231H82ZM104 233V232H103ZM135 233V232H134ZM155 233V232H154ZM123 234V233H122ZM108 235V234H107ZM153 235V234H152ZM241 235H239L240 237H241ZM103 236V235H102ZM105 236V235H104ZM121 236V235H120ZM124 236V235H123ZM252 236H255V237H257V239L256 238H250V237H252ZM148 237V236H147ZM33 238V239H32ZM243 238H241L242 240H243ZM105 239H107V236H106V238ZM143 239V238H142ZM108 240H110V239H108ZM234 240V241H235ZM244 242H245V240H243ZM242 241V242H243ZM146 242H148V241H146ZM221 242V241H220ZM243 242V243H244ZM144 244V243H143ZM123 245V244H122ZM248 245H251V244H248ZM197 246V248H196V251H197V253L199 254L200 253V251L203 249V248H206V246H203V244H202V246H199V245H196ZM263 247V248H260V247ZM70 247V246H69ZM102 247V246H101ZM152 247V246H151ZM71 248H72V246H71ZM209 248V247H208ZM64 251V250H63ZM67 251V250H66ZM121 251H123V250H121ZM68 252V251H67ZM74 253V252H73ZM134 254V253H133ZM71 255V254H70ZM126 255V254H125ZM128 256V255H127ZM135 256V255H134ZM131 257V256H130ZM136 257V256H135ZM135 257H134V261L131 259V262L128 260V259H125V257H123V256H120V255H118V257H116L117 259V261L115 260V261H113V262H115V263H113V264H132L133 262V264H137V261H139V260H136L135 259ZM132 258V257H131ZM243 258H245V259H243ZM83 261H85V259H82ZM192 263V262H191ZM140 264V263H139ZM142 264V263H141Z\"/></svg>", "mask_w": 264, "mask_h": 264}]
</instances>
